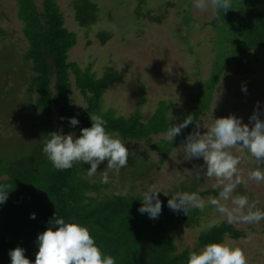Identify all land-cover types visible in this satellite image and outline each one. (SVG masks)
Returning a JSON list of instances; mask_svg holds the SVG:
<instances>
[{
    "label": "trees",
    "instance_id": "obj_1",
    "mask_svg": "<svg viewBox=\"0 0 264 264\" xmlns=\"http://www.w3.org/2000/svg\"><path fill=\"white\" fill-rule=\"evenodd\" d=\"M138 1L137 16L161 19L159 17L163 14L151 15V10L145 6L146 0ZM16 2L17 17L28 41L24 58L31 62L28 93H37L35 108L38 113L35 115V134L32 135L35 142L31 146L22 150L0 143V184L11 188L7 201L0 205V264H10L9 251L18 246L25 250L26 258L34 262L38 252L36 238L50 226L49 221L56 212L58 216L75 218L88 226L104 253L115 257L117 264H187L189 251H198L210 242H225L227 237L238 239L243 236L241 230L223 220L210 229L209 225L203 227L195 246L179 250L172 233L179 224L198 227L204 212L175 213L167 206L170 196L162 200L161 215L150 219L138 211L142 203L141 194L128 195L127 198L115 194H90L100 187L85 177L90 164L76 163L70 169L56 170L42 152V145L47 135L56 131L53 119L55 104L65 133L75 132L79 136L81 128L91 126L90 114H98L107 121V130L123 139L149 140L153 134L159 135L151 146L159 153L157 166L160 167L183 134L194 129L200 115L210 109L220 75L230 63H235L238 74L253 72L249 54L252 50H264V0H233V9L222 12L219 18L213 14L206 23L208 26L204 25L214 31L211 42L215 54L209 76L197 84L196 103L191 111L178 115L167 100H161L156 109L143 119L139 112L117 116L113 109H102L103 96L117 79L116 71L108 68L102 76L96 77L89 67L81 68L68 60L70 49L77 43V34L65 26L64 13L56 0H42L40 6L35 0ZM168 5L172 6L170 0ZM70 8L74 12V20L81 27H90L98 19L99 7L93 0H73ZM191 18L195 19L190 10L185 9L183 24L187 25ZM97 35L104 43L111 33L102 31ZM217 38L221 44L219 49L215 45ZM70 73L87 104L83 114L77 113L73 105ZM168 111L175 117L169 125L179 124L189 115L195 119L173 142L162 139L168 127ZM74 116L80 121L75 128L68 122V118ZM11 117L6 118V124L0 120V132L22 134L18 129L19 123ZM184 187L181 184L178 188ZM215 192L217 190L201 194ZM32 213L36 214L35 219L30 218Z\"/></svg>",
    "mask_w": 264,
    "mask_h": 264
},
{
    "label": "rangeland",
    "instance_id": "obj_2",
    "mask_svg": "<svg viewBox=\"0 0 264 264\" xmlns=\"http://www.w3.org/2000/svg\"><path fill=\"white\" fill-rule=\"evenodd\" d=\"M72 1L56 0L64 13L65 26L77 34V43L70 49L68 60L76 62L81 68L89 67L96 77L102 76L108 68L116 71L117 79L103 96V110L113 109L117 116L139 112L143 119L156 109L161 100H167L178 115L194 108L197 84L209 76L215 54L211 42L214 31L204 27L213 18L210 9H196L194 0H170L172 6L168 5L169 0H146L145 6L151 10L152 16L163 14L160 20H155L137 16L138 0H93L99 7L98 19L90 27H81L74 20V12L70 8ZM35 2L40 6L42 0ZM185 9H189L195 18H191L187 25L182 21ZM17 10L16 0H0V120L6 124V118L13 116L11 118L19 123L18 129L22 134L0 132V143L2 141L9 148L15 146L16 149L25 150L35 142L32 135L35 134L38 95L36 92L28 93L31 62L24 58L28 41L23 35ZM102 31L111 33L104 43L97 35ZM215 45L217 49L220 48L218 38ZM249 57L253 72L238 74L235 63L231 62L220 75L210 109L204 111L196 122L200 125L201 134L207 131L206 127L213 119L229 115L241 118L250 128L254 121L249 122V117L254 112L264 121V50H252ZM170 66L171 73L166 71ZM70 81L74 108L77 113L83 114L87 104L75 87L72 73ZM53 119L56 131H62L58 106L55 104ZM190 132L183 134L160 167L157 166L159 153L151 146L159 135L153 134L149 140L139 141L126 140L118 135L129 150L128 166L121 169L119 175L110 174V183L102 184L99 180L107 160L102 162L94 177L85 176L91 183L100 186L90 194L112 195L127 187L129 195L137 196L147 185L155 183L165 190L169 184L178 187L183 184L185 187L182 191L199 192L205 199L217 195L218 192L201 194L216 190L212 187L214 179L204 177L203 170L201 175L197 172L203 165V159H183L182 145ZM232 151L240 156L239 167L246 177L247 171L257 166L255 159L247 150ZM233 195H247L250 203L256 202V206L264 210V184L249 181L239 185ZM170 196L161 193L160 199L162 201ZM223 220L226 217L209 207L200 217L198 227L179 224L172 233L178 249L195 246L203 227ZM232 224L243 232V236L238 239L227 237L225 242L240 247L248 264H264V221L252 225Z\"/></svg>",
    "mask_w": 264,
    "mask_h": 264
},
{
    "label": "clouds",
    "instance_id": "obj_3",
    "mask_svg": "<svg viewBox=\"0 0 264 264\" xmlns=\"http://www.w3.org/2000/svg\"><path fill=\"white\" fill-rule=\"evenodd\" d=\"M194 7L200 11L210 9L219 18L222 12L233 9V0H194ZM166 71L171 73V66ZM166 119L168 127L162 139L167 142H173L195 120L189 115L183 122L169 125V121L175 119L171 111L167 112ZM90 120L91 126L81 128L79 136L75 132H50L43 140L42 152L60 171L70 169L76 163L90 164L86 172L88 178L94 177L98 166L107 160L99 182L108 184L110 174L119 175L120 170L128 166L129 150L118 134L107 130V121L102 115L90 114ZM252 121L254 124L250 128L241 118L229 115L213 119L204 134H201L197 123L196 129L185 137L183 159H203V165L197 172L201 175L203 170L204 177L215 180L212 187L217 190V195L205 199L199 192L182 191L177 185L169 184L165 190L152 183L142 191L138 211L150 219H157L162 213L160 194L163 193L165 196L171 194L167 206L175 213L189 215L194 210L203 213L211 207L226 217L229 224L252 225L264 221V210L258 208L256 202L250 203L247 195H233L239 185L249 181L264 184V121L256 112L249 117V122ZM68 122L73 128L80 123L75 116L68 118ZM232 149L239 152L247 150L255 159L257 166L247 171L246 177L239 167L241 158ZM10 189L8 185L0 184V205L7 201ZM115 195L127 198L129 191L124 187ZM35 217L36 214L32 213L30 218ZM49 224L36 238L38 252L35 261L26 258L25 250L18 246L9 251L10 264H117L115 257L104 253L90 228L75 218L65 219L56 212ZM214 226L209 225V229ZM187 264H248V260L238 246L210 242L198 251H189Z\"/></svg>",
    "mask_w": 264,
    "mask_h": 264
}]
</instances>
